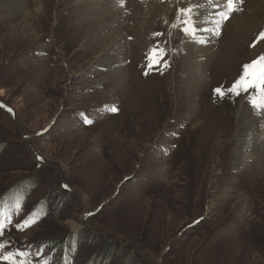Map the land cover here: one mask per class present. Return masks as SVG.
Wrapping results in <instances>:
<instances>
[{
  "label": "rangeland",
  "instance_id": "obj_1",
  "mask_svg": "<svg viewBox=\"0 0 264 264\" xmlns=\"http://www.w3.org/2000/svg\"><path fill=\"white\" fill-rule=\"evenodd\" d=\"M121 1L84 26L80 0H0V208L35 221L5 239L51 264H264V151L240 132L261 111L214 92L264 55V8L236 30L237 11L216 27L224 0ZM195 2L213 31L192 38L178 10Z\"/></svg>",
  "mask_w": 264,
  "mask_h": 264
},
{
  "label": "snow or ice",
  "instance_id": "obj_2",
  "mask_svg": "<svg viewBox=\"0 0 264 264\" xmlns=\"http://www.w3.org/2000/svg\"><path fill=\"white\" fill-rule=\"evenodd\" d=\"M243 0H224L223 7L220 4H214L216 8H221L215 15L219 17L216 21L217 29L223 20H227L230 15L239 11L240 5ZM201 7L199 3L190 4L187 8H180L178 11L181 16L184 17L180 21L183 27L180 30L186 35L195 38L200 31H213L211 28H201L199 24L202 21L197 20L199 16L198 9ZM216 35L219 32L216 31ZM154 35H163L162 33H156ZM264 39V32H261L257 37V40ZM199 43H207V41L200 40ZM254 46V45H253ZM168 53L167 50L159 45L153 46L148 54V70L153 69L159 71L161 74L170 66L168 59H166ZM148 73L145 72V75ZM214 92L218 97L224 98L229 94L240 96L241 93H249V103L254 109H259L264 112V55L257 57L256 59L245 63L243 65L242 74L231 84L230 87L224 89L217 87ZM0 107H6L0 104ZM9 112L12 110L7 109ZM112 112H116L117 108L112 106L110 109ZM86 123H91V120H86ZM67 187V185H65ZM3 203V202H0ZM31 212L24 211L23 204H17L14 214H9L3 208H0V264H51V258L46 255V249L41 245L33 252L31 245L27 246H13L14 241L5 239L6 234L10 230L24 231L31 227L35 221L30 219ZM40 258V259H38Z\"/></svg>",
  "mask_w": 264,
  "mask_h": 264
},
{
  "label": "bare ground",
  "instance_id": "obj_3",
  "mask_svg": "<svg viewBox=\"0 0 264 264\" xmlns=\"http://www.w3.org/2000/svg\"><path fill=\"white\" fill-rule=\"evenodd\" d=\"M121 0H103V2L101 4L99 3H93L92 0H80V4L82 5L81 7V13H82V21L84 22V26L85 24H88V23H92V19L93 17L95 16H100L101 18H103L104 20L103 23L106 24L108 22H110L114 16H116V13L113 11V10H116V5L117 3H119ZM124 1V0H123ZM121 1V2H123ZM197 1V0H196ZM133 2V1H132ZM198 2H201L202 4H207L208 3V0L206 1H198ZM249 3L248 4H243L245 6H243L244 8L241 9V12L239 11H235L237 14L241 13L240 17L238 19H241V20H238L237 23H236V20L234 22V28H236V30H239V29H243V28H249L251 27L253 24H254V21L256 20V14H255V17L254 19H251L250 18V15L252 13V11L249 12V10H254L257 14L263 10L264 8V0H249L248 1ZM196 3V2H195ZM210 3V2H209ZM132 4V3H131ZM241 4V5H242ZM128 5H129V2H128ZM203 6V5H202ZM207 7V6H205ZM242 7V6H241ZM136 8V7H135ZM141 8V7H140ZM222 8V7H221ZM221 8H217V12L221 10ZM113 12H112V11ZM118 11V10H117ZM116 11V12H117ZM137 11V10H136ZM202 13H203V16L208 13V9L207 10H201ZM211 12V11H210ZM213 12V11H212ZM236 13H234V15H236ZM243 13V14H242ZM208 15V14H207ZM233 15V14H232ZM202 16V17H203ZM238 16V15H237ZM208 17V16H207ZM216 16H214L215 18ZM236 17V16H235ZM117 18V16H116ZM200 18V17H199ZM245 19L242 20V19ZM115 19V18H114ZM119 19V18H118ZM217 19V18H216ZM215 19V20H216ZM121 20V19H120ZM214 20V19H212ZM202 21V20H201ZM233 21V20H232ZM80 22V21H79ZM102 23V24H103ZM211 23V22H210ZM228 24V23H227ZM226 24V25H227ZM96 25V24H95ZM122 25V24H121ZM83 26V25H82ZM93 26V25H91ZM120 26V25H119ZM230 26V24L228 25ZM80 27V26H79ZM78 27V29L80 30V28ZM94 28V26H93ZM210 28V27H209ZM230 29V28H228ZM78 30V32H80ZM83 30V29H82ZM231 30V29H230ZM245 32V31H244ZM110 33V32H109ZM114 34V32L112 33ZM236 35V34H235ZM111 36V35H110ZM204 36V35H203ZM205 37V36H204ZM113 38V37H112ZM111 38V39H112ZM211 38V37H210ZM191 39H189V41H187L186 43L188 45H191ZM211 41V40H210ZM197 42V41H196ZM208 43V42H207ZM196 44V43H195ZM195 46V45H194ZM207 46V45H206ZM200 47V46H198ZM201 48L203 49V51L205 52V55L207 56V49H205V47L203 46V44L201 45ZM120 49V48H119ZM211 49V48H210ZM190 50V49H189ZM192 50V49H191ZM200 51V50H199ZM196 52V51H195ZM193 53V51H192ZM191 53V54H192ZM121 54H124V53H121ZM201 54V53H200ZM195 55V54H193ZM203 55V54H202ZM212 55V54H211ZM116 56V55H115ZM196 56V55H195ZM212 58V56H209ZM193 58V57H192ZM195 58V57H194ZM198 58V56H197ZM210 58V59H211ZM114 58H112L113 60ZM200 59V58H199ZM103 60H105L103 58ZM107 60V59H106ZM115 61V60H114ZM191 61V60H190ZM120 62V61H119ZM105 63V62H104ZM108 63V62H107ZM197 63V62H196ZM112 64V63H111ZM107 65V64H106ZM117 65V64H116ZM108 66V65H107ZM198 68V67H197ZM116 69V72L114 73L115 75L111 76L112 80L114 81V84L116 86L118 85H123L124 84V81H125V74H124V71H123V68L122 66H119V67H115ZM201 74V73H200ZM199 74V75H200ZM197 75V73H196ZM193 76V79H195V81L199 82L200 80L197 78V76ZM198 75V76H199ZM118 82V83H117ZM203 85V84H202ZM191 86H192V83H191ZM195 86V85H194ZM196 87V86H195ZM198 87V86H197ZM260 111V110H259ZM246 121V120H245ZM243 123V122H242ZM255 127V128H254ZM251 130V131H250ZM254 131V133L256 132V134H254L252 137H253V141H254V144L252 143L253 145V150L256 151V152H263L264 151V112H260V115L256 114V116L252 119H248V122L244 123L242 125V127H240V132L243 133L242 137L243 136H246V133L250 134V132ZM245 133V134H244ZM220 136V135H219ZM222 136V135H221ZM218 137V136H217ZM216 137V138H217ZM220 138V137H219ZM244 138V137H243ZM247 139V138H246ZM248 140V139H247ZM249 141H250V137H249ZM242 142V141H241ZM245 146V145H244ZM248 146V145H247ZM239 150V148H238ZM255 155V154H254ZM238 162V161H237ZM242 161L239 160L238 164H241ZM258 167V166H257ZM262 167V166H261ZM248 170V169H247ZM78 225L74 224L73 223V228L74 229H78Z\"/></svg>",
  "mask_w": 264,
  "mask_h": 264
},
{
  "label": "trees",
  "instance_id": "obj_4",
  "mask_svg": "<svg viewBox=\"0 0 264 264\" xmlns=\"http://www.w3.org/2000/svg\"><path fill=\"white\" fill-rule=\"evenodd\" d=\"M3 149H4V147H3V146H2V147H0V151H2ZM29 181H30V180H26V182H27V183H24V185H25V184H28V182H29Z\"/></svg>",
  "mask_w": 264,
  "mask_h": 264
},
{
  "label": "water",
  "instance_id": "obj_5",
  "mask_svg": "<svg viewBox=\"0 0 264 264\" xmlns=\"http://www.w3.org/2000/svg\"><path fill=\"white\" fill-rule=\"evenodd\" d=\"M128 179H129V178H128ZM128 179H127V180H128Z\"/></svg>",
  "mask_w": 264,
  "mask_h": 264
}]
</instances>
